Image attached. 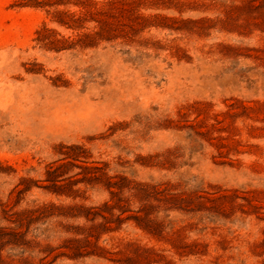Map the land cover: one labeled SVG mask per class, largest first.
Returning a JSON list of instances; mask_svg holds the SVG:
<instances>
[{"label":"rangeland","instance_id":"1","mask_svg":"<svg viewBox=\"0 0 264 264\" xmlns=\"http://www.w3.org/2000/svg\"><path fill=\"white\" fill-rule=\"evenodd\" d=\"M0 264H264V0H0Z\"/></svg>","mask_w":264,"mask_h":264},{"label":"trees","instance_id":"2","mask_svg":"<svg viewBox=\"0 0 264 264\" xmlns=\"http://www.w3.org/2000/svg\"><path fill=\"white\" fill-rule=\"evenodd\" d=\"M41 209V208H40ZM42 209H45V207H42Z\"/></svg>","mask_w":264,"mask_h":264}]
</instances>
